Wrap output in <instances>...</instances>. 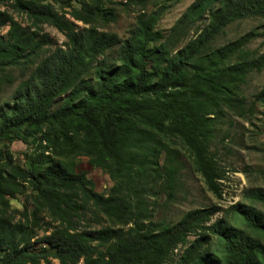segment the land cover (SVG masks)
Wrapping results in <instances>:
<instances>
[{"label":"trees","instance_id":"trees-1","mask_svg":"<svg viewBox=\"0 0 264 264\" xmlns=\"http://www.w3.org/2000/svg\"><path fill=\"white\" fill-rule=\"evenodd\" d=\"M74 1L59 12L58 0H0L12 11L0 10V73L11 82L8 69L34 66L0 106V264H264V212L255 207L264 189L245 191L251 204L215 220L217 205L155 221L145 200L158 185L174 197L177 142L222 198L209 146L226 112L243 114L241 88L264 69V54L245 49L264 24L215 43L235 21L264 20V0H195L166 33L156 28L166 7L139 13L125 39L99 28L117 20L118 2ZM45 24L66 43L39 58L50 45ZM255 100L264 104V86ZM15 141L30 146L26 166L11 154ZM81 156L116 181L108 196L78 170ZM17 195L23 208L11 210ZM41 230L49 247L36 250Z\"/></svg>","mask_w":264,"mask_h":264},{"label":"rangeland","instance_id":"rangeland-1","mask_svg":"<svg viewBox=\"0 0 264 264\" xmlns=\"http://www.w3.org/2000/svg\"><path fill=\"white\" fill-rule=\"evenodd\" d=\"M114 1L119 3L116 5L117 20L114 23L99 25V28L103 31L115 33L121 39H125L134 27L139 13H151L166 7L156 26L158 30L166 33L179 21L186 9L195 0H149L146 7H143L142 4H129L128 0ZM68 5L79 6L74 0H58L54 4V8L59 12H64L69 10ZM0 10L12 12L3 5H0ZM14 16L23 26L29 25L24 16L17 14H14ZM263 24L264 20L259 17L235 21L225 28L215 45L221 46L229 41L236 40L252 29H258L257 31L262 33L261 27ZM77 25L79 27L83 26L81 23H77ZM197 26H190L189 37L194 36ZM6 30L5 28L0 32L6 34ZM42 32L49 36L50 45L46 46L39 58L44 57L51 50L65 45L66 38L54 27L46 24L42 25ZM245 49L257 56L264 54V35L252 40ZM111 55L114 56L113 53ZM39 58L35 60V64ZM33 68L34 66L8 69L7 74H9L11 82H7L4 75L0 73L1 107L6 108V105L11 103L14 90L28 77ZM263 86L264 69L261 72H252L247 83L241 88V96L245 99L243 114L239 116L228 111L225 117L216 122L214 136L211 139L209 148L220 168L222 198H217L208 190L202 176L195 168L191 153L177 142L173 146L178 151L176 164L179 168L174 197L169 200L165 189L160 185L145 197L148 207L153 209V219L155 221L175 223L192 209L217 205L220 211L215 215V220L223 217L224 211L236 203L251 204L249 200L244 198L245 191L258 188L264 189V104L255 100V95ZM29 148L30 146L20 141L12 142L9 146L14 160L22 166H26V158L30 153ZM160 161L161 163L164 162V155ZM77 165L78 170L86 172L88 178L93 180L95 190L99 194L103 196L110 194V190L116 185V181L104 169L90 165L89 158L85 156L78 158ZM24 200V195L10 198L11 210H21ZM255 207L264 212L262 205L255 204ZM46 234L43 230L39 231L38 238L33 244L36 250L48 249L49 246L41 242ZM181 250L180 247L175 251V259ZM53 262L57 264L55 260Z\"/></svg>","mask_w":264,"mask_h":264}]
</instances>
